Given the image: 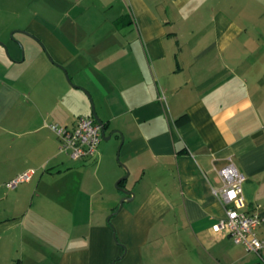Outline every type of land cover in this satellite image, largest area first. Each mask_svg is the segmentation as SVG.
I'll list each match as a JSON object with an SVG mask.
<instances>
[{
  "label": "crops",
  "instance_id": "0c3cea01",
  "mask_svg": "<svg viewBox=\"0 0 264 264\" xmlns=\"http://www.w3.org/2000/svg\"><path fill=\"white\" fill-rule=\"evenodd\" d=\"M0 42V264H264L212 228L230 159L264 240V0H0Z\"/></svg>",
  "mask_w": 264,
  "mask_h": 264
},
{
  "label": "built area",
  "instance_id": "2783aa9c",
  "mask_svg": "<svg viewBox=\"0 0 264 264\" xmlns=\"http://www.w3.org/2000/svg\"><path fill=\"white\" fill-rule=\"evenodd\" d=\"M47 126L55 134L58 148L72 160L93 156L101 140V126L91 116L77 117L71 126L48 123ZM221 186L212 189L223 203V216L217 219L212 228L216 232L227 235L235 244L243 245L247 250L258 253L264 248V240L256 236L255 230L261 222L257 212L245 210L243 196L244 174L229 161L219 168ZM32 170L17 174L8 186H15L31 178Z\"/></svg>",
  "mask_w": 264,
  "mask_h": 264
},
{
  "label": "water",
  "instance_id": "95a60500",
  "mask_svg": "<svg viewBox=\"0 0 264 264\" xmlns=\"http://www.w3.org/2000/svg\"><path fill=\"white\" fill-rule=\"evenodd\" d=\"M0 45H2V43L0 42ZM94 119L100 124V126H101V138L102 139H108L109 138V136H106L105 137V135H104V125H103V123L95 116V114H94ZM127 175V169H126V174L123 176V177H121L117 182H120L122 179H124L125 178V176ZM118 184V183H117ZM122 192H124V193H128V191L127 190H125L123 187H118ZM125 200H127V197H122L120 200H119V207H121V205L123 204V202L125 201Z\"/></svg>",
  "mask_w": 264,
  "mask_h": 264
},
{
  "label": "trees",
  "instance_id": "16d2710c",
  "mask_svg": "<svg viewBox=\"0 0 264 264\" xmlns=\"http://www.w3.org/2000/svg\"><path fill=\"white\" fill-rule=\"evenodd\" d=\"M183 118H184V116H183V117H181V118L179 119V121H180V120H182Z\"/></svg>",
  "mask_w": 264,
  "mask_h": 264
}]
</instances>
